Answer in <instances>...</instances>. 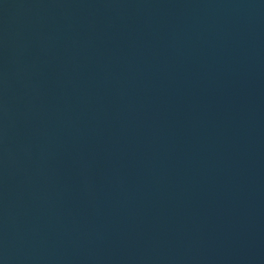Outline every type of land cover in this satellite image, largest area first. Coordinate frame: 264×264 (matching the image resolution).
<instances>
[{
	"label": "water",
	"instance_id": "95a60500",
	"mask_svg": "<svg viewBox=\"0 0 264 264\" xmlns=\"http://www.w3.org/2000/svg\"><path fill=\"white\" fill-rule=\"evenodd\" d=\"M0 264H264V0H0Z\"/></svg>",
	"mask_w": 264,
	"mask_h": 264
}]
</instances>
